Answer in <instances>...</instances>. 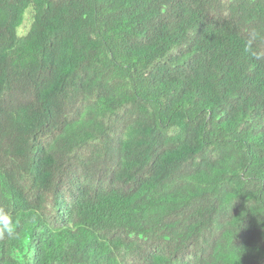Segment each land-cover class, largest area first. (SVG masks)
<instances>
[{"label":"trees","instance_id":"1","mask_svg":"<svg viewBox=\"0 0 264 264\" xmlns=\"http://www.w3.org/2000/svg\"><path fill=\"white\" fill-rule=\"evenodd\" d=\"M0 207L31 264H264V0H0Z\"/></svg>","mask_w":264,"mask_h":264},{"label":"clouds","instance_id":"2","mask_svg":"<svg viewBox=\"0 0 264 264\" xmlns=\"http://www.w3.org/2000/svg\"><path fill=\"white\" fill-rule=\"evenodd\" d=\"M258 33L251 34L244 51L251 53L256 59H261V54L252 52V42ZM36 226L35 217L21 229L17 219L12 213L0 207V242H5L8 246L7 255L11 264H31L33 255L30 232Z\"/></svg>","mask_w":264,"mask_h":264},{"label":"rangeland","instance_id":"3","mask_svg":"<svg viewBox=\"0 0 264 264\" xmlns=\"http://www.w3.org/2000/svg\"><path fill=\"white\" fill-rule=\"evenodd\" d=\"M24 30H25V27H22V28H21V31H24Z\"/></svg>","mask_w":264,"mask_h":264}]
</instances>
